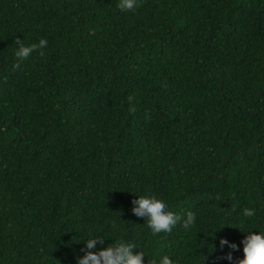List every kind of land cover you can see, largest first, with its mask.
<instances>
[{"label": "trees", "instance_id": "1", "mask_svg": "<svg viewBox=\"0 0 264 264\" xmlns=\"http://www.w3.org/2000/svg\"><path fill=\"white\" fill-rule=\"evenodd\" d=\"M140 2L0 0V264H76L91 238L238 264L264 231V0ZM146 194L195 224L153 235Z\"/></svg>", "mask_w": 264, "mask_h": 264}, {"label": "clouds", "instance_id": "2", "mask_svg": "<svg viewBox=\"0 0 264 264\" xmlns=\"http://www.w3.org/2000/svg\"><path fill=\"white\" fill-rule=\"evenodd\" d=\"M140 0H119L117 7L121 11H132L138 7H142ZM18 49L15 56L20 60H26L34 51L38 52L40 57L45 56L44 49L47 48L46 39H40L38 43L25 46L21 39L14 42ZM16 67H19L17 64ZM135 207L132 209L133 214L147 221V226L151 229L153 235L161 232L171 233L177 223L182 221V227L187 231L196 221V216L189 211L186 218L168 211L167 203L153 194L139 196L138 199L132 201ZM245 217H253L254 209L245 208L243 210ZM105 239L91 238L86 241V248L82 249L83 257H77L76 264H144L145 253L137 250V245L123 240L109 244L102 250L93 251L97 244L104 245ZM243 244L244 258L238 260V264H264V231L250 232L241 241ZM221 248L228 245L233 251L238 250L236 244H229L227 240L220 241ZM225 259L231 261L233 259L231 252L227 254ZM148 264H178L174 262L168 255H163L159 261L156 258L148 259Z\"/></svg>", "mask_w": 264, "mask_h": 264}]
</instances>
